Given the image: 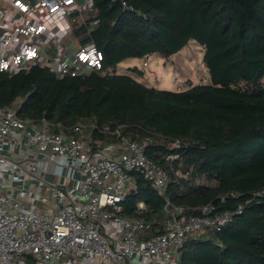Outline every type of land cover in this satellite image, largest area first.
<instances>
[{
    "label": "trees",
    "instance_id": "16d2710c",
    "mask_svg": "<svg viewBox=\"0 0 264 264\" xmlns=\"http://www.w3.org/2000/svg\"><path fill=\"white\" fill-rule=\"evenodd\" d=\"M91 2L98 24L73 32L80 45L101 51L104 73L58 76L39 63L0 72V108L20 100L18 116L45 119L51 131L78 121L122 125L130 140L146 142V156L168 175L164 195L185 216L208 203L215 212L240 208L220 229L188 237L178 264H264V197L257 194L264 187V0ZM191 39L202 48L205 83L164 90L117 72L126 59L168 58ZM132 177L136 188L120 202L121 214L153 223L147 237L163 232V196L142 175Z\"/></svg>",
    "mask_w": 264,
    "mask_h": 264
},
{
    "label": "built area",
    "instance_id": "2783aa9c",
    "mask_svg": "<svg viewBox=\"0 0 264 264\" xmlns=\"http://www.w3.org/2000/svg\"><path fill=\"white\" fill-rule=\"evenodd\" d=\"M59 12L71 31L81 26L89 31L99 22L91 0H0V72L26 71L34 63L47 64L58 76L101 70L102 53L91 43L78 44L68 64L42 56L50 42L36 40L55 33L50 20ZM19 106L17 100L0 108V170L5 164L14 168L4 172L9 187L0 190V264H143L142 258L178 264L188 237L218 230L240 213V208L215 212L208 203L185 216L181 207L171 206L164 195L166 171L146 156V142L130 140L122 125L98 128L78 121L68 131H51L45 119L19 117ZM93 130L113 140L94 139ZM177 146V141L167 145ZM132 173L163 196V232L147 237L153 223L121 214L120 202L136 188ZM25 179L33 182L28 201L14 195L29 191ZM257 194L264 197V187Z\"/></svg>",
    "mask_w": 264,
    "mask_h": 264
},
{
    "label": "rangeland",
    "instance_id": "374dc122",
    "mask_svg": "<svg viewBox=\"0 0 264 264\" xmlns=\"http://www.w3.org/2000/svg\"><path fill=\"white\" fill-rule=\"evenodd\" d=\"M62 14L61 12L57 13L54 19H58L57 16L61 17ZM62 17L64 20L62 24L59 19L56 20L57 22L54 19L50 21L54 25V29H60L61 33L64 34L67 30L64 29L63 23L69 30L71 23L64 16ZM66 36L69 37L68 34ZM51 38L41 36L36 42L49 43ZM19 40H22V38ZM71 40H68L70 45H72ZM63 42H67V39H64ZM45 50V47L41 49L42 55L46 54ZM133 66L137 67L141 74L132 72L130 68ZM117 72L131 74L137 81L148 87L173 91L186 89L190 85L205 83L208 78L206 68L202 63V48L193 39L189 40L187 45L168 58L152 53L143 58L126 59L118 64Z\"/></svg>",
    "mask_w": 264,
    "mask_h": 264
},
{
    "label": "crops",
    "instance_id": "0c3cea01",
    "mask_svg": "<svg viewBox=\"0 0 264 264\" xmlns=\"http://www.w3.org/2000/svg\"><path fill=\"white\" fill-rule=\"evenodd\" d=\"M57 17L60 19V22L62 24V22L64 21L63 17L62 16L60 17L59 15ZM63 25H64V29L67 30V32L62 34L61 33L62 31L59 29V30H56L55 33L50 34L49 37H52L50 41V49L45 50V52L48 56L51 57L53 61H59V64H68L72 62L73 52L77 49L79 43H78L77 37L75 36L74 32L69 30V28H67L64 23ZM67 34L69 37L66 36ZM68 38L72 39L71 40L72 45L68 43V40H69ZM64 39H67V42H63ZM6 171H14V168L8 164H5L2 166L0 170V190L2 191H5L9 187V183L5 179V175H4V172ZM25 180H26L25 184L27 186L26 188L29 191L15 192L14 195H16L18 199L20 200L28 201L30 199V189L33 186V182H31L29 179H25ZM15 186L18 188L20 185L15 184ZM10 189L12 190L13 188L10 187ZM133 261H136V260H133ZM141 261L143 264H149L151 260L148 258H142ZM151 262L153 264H161L158 261H151ZM128 264H137V263L128 262Z\"/></svg>",
    "mask_w": 264,
    "mask_h": 264
}]
</instances>
